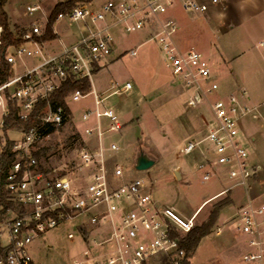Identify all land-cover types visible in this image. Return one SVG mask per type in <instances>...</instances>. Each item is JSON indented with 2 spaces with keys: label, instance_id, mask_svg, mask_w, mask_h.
<instances>
[{
  "label": "built area",
  "instance_id": "obj_1",
  "mask_svg": "<svg viewBox=\"0 0 264 264\" xmlns=\"http://www.w3.org/2000/svg\"><path fill=\"white\" fill-rule=\"evenodd\" d=\"M225 1L107 0L98 7L75 6L60 13L56 24L61 21L77 24L80 36L74 43H61L59 52H50L45 43L36 41L37 37L45 35L48 18L44 27L36 25L24 34V43L13 48L9 56L7 54L8 62L15 67L18 59L23 61L39 56L40 60L0 85V110L4 118L8 99L13 98L19 108L20 120L29 123L37 106L42 102H46V106L37 116V125L22 132V141L14 147L17 158L7 176L5 190L17 210H9L8 219L0 224V264H38L31 255L30 245L61 224L75 221H79L78 230L69 232L67 237L71 240L80 238L86 250L82 259L73 264H150L156 258L181 264L186 259L182 243L194 228L197 213L188 218L174 207L161 205L143 179L118 184L115 179L124 177L123 168L116 164L111 176L107 167L104 134L120 131L123 124L113 109L104 108V99L96 92L93 77L110 63L108 58L116 49L115 31L119 29L126 34L148 29L151 39L161 48L167 69L189 94L187 106L196 108L203 103L209 104L212 118L206 137L198 142H188L181 153L192 154L206 142L199 164L203 181L220 177L221 173L214 171L219 169L225 174L229 187L217 197L228 195L239 186L245 188L246 201L236 215L238 230L246 243L241 262L264 264V191H258V167L251 161V155L240 139L245 119L264 122V103L249 104L246 91L210 102L209 97L220 89L210 61L195 49L181 50L175 41L180 30L172 14L176 8L207 15ZM41 9L35 5L29 6L27 11L32 14ZM27 44L34 48H28ZM130 55L136 56L137 51L132 50ZM69 79L80 83L87 81L91 85L88 91L75 89L66 97L71 115L62 105L51 102L53 95ZM132 88L130 82L120 89L112 86L114 93L128 92ZM91 95L95 107L84 111L80 118L85 123L97 122L95 126H87L84 133L97 136L98 148L94 150L86 145L78 152L79 174L76 177L56 170H38L34 153L50 138L51 133L45 132L50 126L59 129L75 118L70 100L79 102ZM102 118L110 121L108 130L103 129ZM109 149L119 151L115 144ZM2 211L0 206V213ZM84 225L89 229L83 232ZM3 227L9 233L6 245L1 243ZM217 234L221 235V231Z\"/></svg>",
  "mask_w": 264,
  "mask_h": 264
},
{
  "label": "rangeland",
  "instance_id": "obj_2",
  "mask_svg": "<svg viewBox=\"0 0 264 264\" xmlns=\"http://www.w3.org/2000/svg\"><path fill=\"white\" fill-rule=\"evenodd\" d=\"M67 1L69 0H8L5 11L9 17L10 28L22 38L34 26L44 27L55 6ZM76 1L73 7L84 4L98 7L107 0ZM35 5L42 9L30 14L27 8ZM198 15L193 12L183 15L189 20H199L201 27L196 31L186 27L179 33L178 40L183 45H196L208 60L212 55L211 46L221 50L223 56L218 54L210 60L214 80L218 82L220 89L209 97V101L214 102L230 94L238 95L242 91L247 92L246 101L249 104L264 99V63L260 58L264 54V48L257 47L252 51L246 37L240 44H236L237 39L230 34L219 37L212 35L204 29V21L196 18ZM55 27L66 44L71 42L69 37L77 34L79 30L77 24L68 21L57 22ZM81 29L85 31L83 27ZM239 33L245 34V30ZM115 40V52L108 58L110 63L93 77L99 93L110 90L102 96H109L105 105L114 109L123 124L122 130L108 131L103 137L110 175L114 174L115 166L119 164L124 170V177L115 179L118 184L126 180L143 179L161 205L174 207L188 218L197 213L196 227L206 223L217 204L229 198L233 203L220 211L209 235L201 241L189 260L191 264H242L241 256L246 250V243L238 230L236 215L246 201L245 188L239 186L233 189L229 197H217L216 194L229 187L225 174L219 169L214 171L221 173L220 177L203 181V171L199 169V164L202 161L201 151H205L207 146L206 142L192 154L181 153L182 147L188 142H198L206 137L212 118L209 104L203 103L196 108L187 106L189 94L165 66L161 48L151 40L148 29L134 34H126L119 29L115 31ZM49 46V49H55L56 52L61 49L59 40L51 42ZM27 47L34 48L32 44H27ZM12 49H9L8 56ZM132 49H137L136 56L130 55ZM223 57L227 60L224 61ZM39 60V56L23 61L18 59L13 68V76L21 74L26 67L34 66ZM128 81L134 85L133 90L113 93V85L120 89ZM69 105L75 118L67 121L44 141L39 151L45 149L46 153L38 160V170L42 167L47 172L56 170L57 173L76 177L79 174L78 152L88 145L85 136H89L85 135L84 130L87 126H92L91 123L82 122L80 115L94 109V97L91 95L79 102L70 100ZM2 118L3 113L0 110V141L3 147L6 145V137L1 127ZM7 135L15 143L21 142L24 137L20 131H10ZM252 137L255 141H251ZM95 139L92 138L94 145ZM240 139L250 153L251 161L258 167V191H264V122L245 119L240 130ZM112 144L118 146L119 151H111L109 148ZM141 154L155 160L154 166L149 170H136ZM176 170L183 174L182 180L176 178ZM78 222L61 224L30 245L31 255L38 264H73L82 259L86 250L85 243L78 237L74 240L67 237L69 232L78 230ZM88 229L84 225L82 231ZM219 230L221 235L217 234ZM2 233L1 243L6 245L9 242L6 227L2 228ZM150 264H162V260L156 258Z\"/></svg>",
  "mask_w": 264,
  "mask_h": 264
},
{
  "label": "trees",
  "instance_id": "obj_3",
  "mask_svg": "<svg viewBox=\"0 0 264 264\" xmlns=\"http://www.w3.org/2000/svg\"><path fill=\"white\" fill-rule=\"evenodd\" d=\"M76 2V0H69L67 2L58 3L48 17V24L46 27L45 35L42 37H37L36 41L42 44L57 39L58 36L54 32V26L56 24L58 15L62 12H66L72 9ZM7 3L8 0H0V85L13 77L14 65L9 63L7 60L9 49L19 48L24 43V40L21 37H18L10 28L9 17L7 12L5 11ZM90 88L91 85L87 81H85L84 83H80L74 81L73 79H69L53 95V97L51 98V102L53 104L58 103L62 105L66 109L68 115H71V112L65 100L66 97L75 89L88 91ZM45 106L46 102L40 103L35 110V114L32 120L29 123H26L21 121L19 118V108L16 100L13 98L8 99V110L3 118L2 126V131L6 137V145L2 147L0 141V206L3 207V211L0 213V224L1 222H4L6 219H8L7 212L9 210H17L15 204L8 200V193L5 190L7 176L17 158V155L14 152L16 143L9 139L7 133H9L10 131H20L24 133L31 127L37 125V116ZM56 130L57 129L55 127L50 126L45 134L53 133ZM45 153L46 150L43 149L42 151L35 152L34 155L37 160H39V158ZM40 171H44V169L40 167ZM227 196L229 197L230 193ZM232 203L233 202L230 201L229 198H226L224 201L217 204L206 223L201 226H194V228L182 243V247L186 250V259L181 264H191L189 259L191 258L192 253L195 252V250L199 247L201 241L209 235L211 228L219 217L220 211L225 206ZM162 264H170V262L167 258H164L162 260Z\"/></svg>",
  "mask_w": 264,
  "mask_h": 264
},
{
  "label": "crops",
  "instance_id": "obj_4",
  "mask_svg": "<svg viewBox=\"0 0 264 264\" xmlns=\"http://www.w3.org/2000/svg\"><path fill=\"white\" fill-rule=\"evenodd\" d=\"M179 13H181L182 15L180 16ZM172 14L176 17L178 24H179V27H180V30L176 36V39H175L178 47L181 50L195 49L201 53H204L203 51H200L199 49H197L196 45H194V44L193 45H191V44L183 45L178 40L179 33L183 29H186V27H187V29H188V27L189 28L191 27V29H195V31L197 29H200L201 24L198 23L199 20H197L195 18L190 19V20L187 19L188 15L187 16H183V15L188 14V12H185L180 7L176 8L172 12ZM196 18H201V21L202 22L204 21L203 22L204 23V29L207 30L212 35L216 34L219 37V36L230 34V36L232 35V37H235L237 39L236 44H240L242 42V40H244V38L246 37L245 39L248 43V46L250 47V49L252 51L254 50V48H257V47H263L264 48V0H226L221 6L213 9L209 14H207V15H200L199 14L198 16H196ZM243 29L245 30V34L239 33ZM54 32L58 36L57 39H55V40H59V44L60 43L66 44L63 41L61 34L56 30L55 26H54ZM72 35L73 36L69 37V39H70L69 41H71V42L67 43V44L74 43L79 38L80 31L78 30L77 34H72ZM238 38H242V39H238ZM51 42H53V41L47 42V43H45V45L47 46V48L50 52L51 51L55 52V49H49L50 48L49 44H51ZM132 50H134V49H132ZM132 50H130V52ZM136 51H137V49H136ZM210 52H211L210 54H212V55L210 57H208L209 61L211 60L212 56L216 57V55H218V54L222 55L221 50L217 47L215 49H213V47L211 46ZM260 58H261L262 62L264 63V54L261 55ZM225 59L226 58L223 57L224 61H225ZM165 66H166V64H165ZM103 69L98 70L96 72V74H99ZM128 82H130V81H128ZM128 82H126V83H128ZM94 87L96 89V92L99 94L100 98L104 99V108L105 107L109 108L107 105H105L106 99L109 96L108 97L107 96L102 97V96L104 95V93L109 92L110 90L107 89L105 92L99 93L97 90V87L95 85H94ZM133 89H134V85H133L132 90ZM255 102H254L255 104H263L264 99H262L260 101H255ZM101 123H102V127L104 130H108L111 126V123L107 118H102ZM91 124H92V126H95L97 124V122L95 120H92ZM92 138H96L95 139L96 145H94V142H92ZM85 141L87 142V144L90 147H92V149L98 148L99 141H98L97 136L96 137L95 136H89V137L85 136ZM96 141H98V142H96ZM103 141H104V139H103ZM180 174H181V180H182L183 174L182 173H180ZM218 194H216V195H218ZM216 195H214V196H216ZM214 196H212V197H214Z\"/></svg>",
  "mask_w": 264,
  "mask_h": 264
},
{
  "label": "water",
  "instance_id": "obj_5",
  "mask_svg": "<svg viewBox=\"0 0 264 264\" xmlns=\"http://www.w3.org/2000/svg\"><path fill=\"white\" fill-rule=\"evenodd\" d=\"M154 164H155L154 159H152L151 157L145 154H141L136 163V170L138 171L149 170L151 167L154 166ZM175 175L178 180L181 179V174L179 170H176Z\"/></svg>",
  "mask_w": 264,
  "mask_h": 264
},
{
  "label": "bare ground",
  "instance_id": "obj_6",
  "mask_svg": "<svg viewBox=\"0 0 264 264\" xmlns=\"http://www.w3.org/2000/svg\"><path fill=\"white\" fill-rule=\"evenodd\" d=\"M202 209V208H201Z\"/></svg>",
  "mask_w": 264,
  "mask_h": 264
}]
</instances>
